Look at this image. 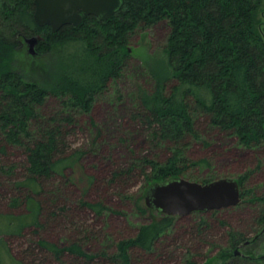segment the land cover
<instances>
[{"label": "trees", "instance_id": "16d2710c", "mask_svg": "<svg viewBox=\"0 0 264 264\" xmlns=\"http://www.w3.org/2000/svg\"><path fill=\"white\" fill-rule=\"evenodd\" d=\"M261 3L262 0H123L122 7L108 20L85 16L79 26L65 25L54 32L50 26L35 22L34 0H0V134L5 141L1 149L8 144L24 147L29 160V175L17 183L27 192L23 203L26 212L3 214L5 221L0 231L8 236L32 238L27 248L22 243L21 257L15 255L21 264H69L71 259L79 264H134L133 251L157 252L162 259L176 250L167 249L168 244L162 241L169 239L180 216L150 209L143 203V196L137 208L142 213L151 210L156 216L141 225L135 236L114 243L112 251L104 247L89 252L80 240L59 245L44 236L58 224H63L65 230L78 225L82 212L51 206L52 196L43 198L44 183L56 174H65L79 158L80 151L65 154L77 114L88 115L110 81L120 78L131 56L129 38L139 28L161 21L171 26L162 62L150 66L156 85L140 95L143 121L158 143L169 144L171 154L163 160L139 158L128 170L113 173L111 180L130 176L138 168L147 186L184 178L193 167L209 164L207 159L191 160L186 155L190 140H200L202 134L215 129L236 136L243 147H261L258 163H264V37L258 20ZM35 35L42 36L37 55L18 64L16 56L26 39ZM51 96L61 99L62 117H44L38 111ZM8 168L0 165V173ZM248 176L244 173L236 178L241 186V203L247 200L260 204L254 222L245 224L248 231L238 230L227 220L198 218L199 214L192 213L195 217L185 226L188 231L177 241L194 244L196 251L213 245L218 237L229 246L203 262L191 253L186 264H264V259L233 255L239 244L253 239L248 237L249 231L256 235L264 229V193L256 195L246 189ZM216 179L192 181L208 183ZM18 203L19 199L14 198L12 205ZM82 205L97 213L106 209L101 202L83 200ZM22 216L27 218L26 224L15 230L12 226ZM251 253L248 249L246 254Z\"/></svg>", "mask_w": 264, "mask_h": 264}, {"label": "rangeland", "instance_id": "374dc122", "mask_svg": "<svg viewBox=\"0 0 264 264\" xmlns=\"http://www.w3.org/2000/svg\"><path fill=\"white\" fill-rule=\"evenodd\" d=\"M258 20L264 37V0L258 11ZM170 32L171 26L167 21L137 29L129 38L131 56L120 78L117 81H110L104 94L95 99L88 115L77 114L75 129L68 134L65 154L80 151L79 158L72 167L64 171L65 174H56L44 183L43 198L52 196L51 206L82 212L74 229L71 225V229L65 230L63 224H58L53 227L52 232L45 233V237L59 245H68L74 240H80L89 252H96L104 247L112 251L114 243L135 236L141 225L150 222L156 216L151 210L142 213L137 208V201L142 196L143 203L146 204L145 194L148 188L140 168L130 172V176H124L116 181L111 179L113 173L128 170L139 158L156 157L163 160L171 154L169 144L158 143L152 129L143 121L141 116L144 108L140 99L142 91L153 89L156 85L150 66L162 62L161 57ZM28 53V44L25 41L22 52L16 56V62L22 64L24 60L30 61L32 55ZM153 58L155 60L152 61ZM38 111L45 114L44 117H62L64 109L61 99L51 96ZM190 142L186 155L191 160L207 159L209 164L193 167L184 178L190 180H203L208 177L237 178L249 173L244 183L246 189L256 195L264 193V163L260 165L258 163V157L263 151L261 147H243L236 136L218 129L209 130L202 134L200 140L191 139ZM3 145L5 141L0 134V165L10 166L7 172L0 173V224L5 221L3 220L5 213L26 212L23 203L27 192L19 188L17 183L29 175L26 149L8 144L3 150L1 149ZM14 198L19 199L18 206L12 205ZM83 200L101 202L106 209L102 213H97L83 206ZM258 209L259 203L246 200L240 205L222 209L218 214H199L198 218L213 216L215 221L223 218L224 221L226 219L232 222L238 230L246 232L248 226L245 224L254 222ZM194 217V215L180 217L169 234V239L162 241L168 244L167 249L175 248V251L161 259L157 252L148 253L139 249L133 251L134 264H186L191 253L198 255L196 259L199 262L204 260L200 255L207 257L217 255L224 247L223 239L220 237L212 247H205L202 251H196L194 244L187 245L177 241L183 232L188 231L185 226L191 223ZM26 219L25 216L20 217L12 228L19 230L21 225L26 224ZM220 224L222 227L223 223ZM27 230L29 231V228ZM24 236H8L0 231V238L8 240L6 244L0 239V264H21L15 255L21 257L22 243V246L27 248L31 245L32 239ZM248 237L254 238L252 231L248 232ZM248 249H251L253 256L263 255L264 234L253 244L242 248V251L247 252ZM180 255L183 258H179ZM79 263L81 262L71 259L69 264ZM42 264L59 263L44 261Z\"/></svg>", "mask_w": 264, "mask_h": 264}, {"label": "water", "instance_id": "95a60500", "mask_svg": "<svg viewBox=\"0 0 264 264\" xmlns=\"http://www.w3.org/2000/svg\"><path fill=\"white\" fill-rule=\"evenodd\" d=\"M34 4L35 22L39 26L48 25L57 32L65 25L79 26L85 16L108 20L122 7L123 0H34ZM40 40L41 35L26 39L31 55H37ZM241 200V186L236 178L201 183L176 177L151 183L145 194V203L150 209L180 216L233 207Z\"/></svg>", "mask_w": 264, "mask_h": 264}, {"label": "flooded vegetation", "instance_id": "af4514ba", "mask_svg": "<svg viewBox=\"0 0 264 264\" xmlns=\"http://www.w3.org/2000/svg\"><path fill=\"white\" fill-rule=\"evenodd\" d=\"M226 208H229V207H226ZM223 210L225 209V208H222ZM222 209H215V210H210V211H195V212H192V213H197V214H200V215H204V214H206V213H209V215H213V213H214V211H218L217 212V214L219 213V212H221L222 211ZM191 213V214H192ZM191 214H189V215H191ZM216 214V215H217ZM180 216V215H179ZM186 216H188V215H186ZM180 217H185V216H180ZM223 219V218H222ZM224 220V219H223ZM226 220V219H225ZM264 234V229L259 233V234H256V235H254V238L253 239H248V240H245L244 242H242L241 244H239L235 249H234V251H233V255L234 256H241V257H244V258H249V259H264V254L263 255H258V256H253L252 254L250 255V254H246L247 252H243L242 251V248H245V247H247V246H249V245H251L256 239H258L261 235H263ZM223 244H224V248L226 247V246H229V244L227 243V241L225 240L224 242H222ZM205 247H207V248H209V247H212V245H205L204 247H203V249H205ZM200 248H201V246H200ZM237 251H239V252H237ZM200 257H201V259L202 258H204L205 260H203V261H206V259L208 258L206 255H200ZM202 261V262H203ZM220 260H217V262H219Z\"/></svg>", "mask_w": 264, "mask_h": 264}]
</instances>
